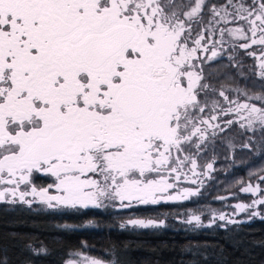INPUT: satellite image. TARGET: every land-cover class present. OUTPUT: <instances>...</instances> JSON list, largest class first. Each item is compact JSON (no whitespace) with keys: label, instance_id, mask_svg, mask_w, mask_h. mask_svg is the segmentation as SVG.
I'll return each mask as SVG.
<instances>
[{"label":"snow or ice","instance_id":"snow-or-ice-1","mask_svg":"<svg viewBox=\"0 0 264 264\" xmlns=\"http://www.w3.org/2000/svg\"><path fill=\"white\" fill-rule=\"evenodd\" d=\"M237 49L264 86V0H0V202L122 210L199 195L214 162L198 158L215 137L264 133V92L221 87L210 99L206 64L227 56L248 79ZM240 190L260 197L235 208L264 219V189ZM181 222L202 225L195 213Z\"/></svg>","mask_w":264,"mask_h":264},{"label":"trees","instance_id":"trees-1","mask_svg":"<svg viewBox=\"0 0 264 264\" xmlns=\"http://www.w3.org/2000/svg\"><path fill=\"white\" fill-rule=\"evenodd\" d=\"M213 67L223 73L220 80H232L234 71L228 59L217 60ZM246 86L264 92L255 77L248 78ZM216 150L221 160L215 165L219 174L214 173L207 187L213 196L233 191L247 179L264 173V139L258 154L251 150L238 152V167L227 173L223 171L230 161L223 148ZM34 183L46 187L52 180L36 175ZM184 206H200V201H189ZM169 208L160 204L108 212L0 203V261L64 264L71 252L87 244L94 254L119 264H264V219L226 227L169 225L145 229L117 225L121 217L157 216ZM88 221L96 222L98 227H83Z\"/></svg>","mask_w":264,"mask_h":264},{"label":"rangeland","instance_id":"rangeland-1","mask_svg":"<svg viewBox=\"0 0 264 264\" xmlns=\"http://www.w3.org/2000/svg\"><path fill=\"white\" fill-rule=\"evenodd\" d=\"M213 2H216V0H213ZM208 55H210V53ZM235 55H236L237 60L240 61L244 66L243 71L245 73V76H247L248 78L254 77L253 75H251L249 71L254 66V63H255L254 60L251 57H248L245 54V52L241 49H237ZM223 58L227 59V56H223L219 59H223ZM216 61H213L210 64H206L204 66L206 73L211 72L214 74L210 80V83H212L213 86L217 89L216 94H210V99L211 98L222 99L218 97V90L221 89V87L224 88V90L226 91L228 95L233 96V97L235 96V93L231 92L230 89L236 88V87H242V88L246 87L247 88L246 86L247 79L240 76L238 74V69L232 66H231V69L232 71H234L232 80L230 81L220 80V76L223 73L218 72L217 70L214 69L213 64ZM248 90L253 93H261V92L253 91L250 89ZM253 103H257L259 105L260 102L253 101ZM249 138H251V140H249ZM263 139H264V133H262L259 130L253 133L251 131H245L243 129H240L238 126L234 125L227 132H224L218 135L217 137H215L209 143L206 151L200 154L198 158V163L201 165V167H203L209 162H214V163H213V170H211L210 174L201 177L203 183L199 188V195H196L188 200L161 203V205H169V207H172V208L161 211V213L157 216L134 217L130 215L128 217L125 216V218L121 217L117 225L120 227V225L123 223L125 224L124 228L133 227L131 225H128L126 221L129 219H134V218H140V219L151 218V219H156V220H161V219L164 220V226L177 225V226H188V227H194V228L195 227L197 228L198 227H211V226L226 227V226H231V225H239L242 223H248L256 219H261L259 216L249 218L247 213L239 212L238 209L235 208L237 204H251L252 200L260 197V193H257L255 196H253L250 193H244L240 190L242 186H247L249 183H251L253 186H255L256 184H259L260 187L264 189V182H261L257 179L258 175L255 178L247 179L246 182H244L240 187L236 188L235 190L230 191V192L221 193L217 196H213L209 194L207 187L210 184V180L214 178V173L219 174L218 173L219 170L217 171V168L215 165L216 163H219V161L221 160H220V157H217L218 153L216 149L220 147L223 148V151L225 152L224 155H226L230 161V165L227 168V170L225 169L223 171V173H227V172L233 171L239 165V161L236 157V154L240 152L241 150H249V149L242 148L241 147L242 144H244L245 142L251 143V151L258 154L260 152L261 142ZM260 175H264V173ZM182 187L196 188L197 186L185 182L182 184ZM189 201H200V206L185 207L184 206L185 203ZM0 203H3V202H0ZM33 205L43 206L39 203H34ZM100 210L109 212V210L118 211L121 209H118L115 207H108V208H104ZM256 210L262 211L264 210V206H258ZM192 213H195L201 216V222H202L201 226H196L194 223L187 224V223L181 222L187 219ZM221 213L225 214L226 216L225 220H220L218 218ZM229 219L234 220V221H239V223H229L228 222ZM89 222L90 221L86 222L83 227H88V226L98 227L96 222L91 221L92 222L91 225H89ZM92 250H93L92 247L85 244L81 249L71 252L69 257L65 260L64 264H68L69 261H79L84 256H92V257L101 259L103 261H106L107 264L111 263V258L106 259V258L100 257L94 254Z\"/></svg>","mask_w":264,"mask_h":264}]
</instances>
